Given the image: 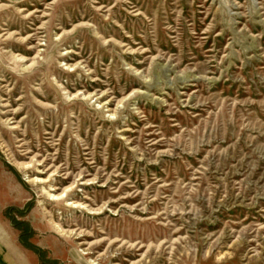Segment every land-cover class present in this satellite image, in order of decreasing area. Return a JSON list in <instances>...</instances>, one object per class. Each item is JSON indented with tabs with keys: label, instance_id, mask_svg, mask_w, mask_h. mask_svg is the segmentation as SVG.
Listing matches in <instances>:
<instances>
[{
	"label": "rangeland",
	"instance_id": "374dc122",
	"mask_svg": "<svg viewBox=\"0 0 264 264\" xmlns=\"http://www.w3.org/2000/svg\"><path fill=\"white\" fill-rule=\"evenodd\" d=\"M0 264H264V0H0Z\"/></svg>",
	"mask_w": 264,
	"mask_h": 264
},
{
	"label": "bare ground",
	"instance_id": "6f19581e",
	"mask_svg": "<svg viewBox=\"0 0 264 264\" xmlns=\"http://www.w3.org/2000/svg\"><path fill=\"white\" fill-rule=\"evenodd\" d=\"M7 34H8V33H7ZM10 35H11V33L7 35V38H8ZM27 37H28V36H27ZM16 56H18L20 60H23V59H24L23 56H21V55H16ZM30 65H31V64H30ZM27 180L31 181V180H35V178H34V179H30V178H28ZM36 180H37V179H36ZM51 195L53 196V199H62V198L64 197V194H62V195L51 194ZM68 204H70V205H74V206H79V205H80V204H79L78 202H76V201L68 202ZM56 225H57V227H59V229H60L63 233L66 232V230L62 229L58 224H56ZM72 232H73V231H72Z\"/></svg>",
	"mask_w": 264,
	"mask_h": 264
}]
</instances>
